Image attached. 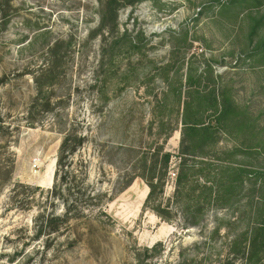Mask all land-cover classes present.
I'll use <instances>...</instances> for the list:
<instances>
[{"label": "rangeland", "instance_id": "374dc122", "mask_svg": "<svg viewBox=\"0 0 264 264\" xmlns=\"http://www.w3.org/2000/svg\"><path fill=\"white\" fill-rule=\"evenodd\" d=\"M224 1L142 0L97 33L100 0H0V264H136V251L142 264H249L232 243L255 224L258 194L244 180V190L205 203L189 225L184 193L174 196L183 159L191 163L180 154V118L172 112L176 130L165 142L156 108L172 88L185 89L191 69L205 75L209 65L253 129L224 135L206 159L264 172V5ZM72 129L85 137L73 166L102 197L46 242L35 238L33 216ZM160 145L172 155L162 218L144 206L141 177L118 191L141 174L142 153ZM201 176L189 185H202Z\"/></svg>", "mask_w": 264, "mask_h": 264}, {"label": "trees", "instance_id": "16d2710c", "mask_svg": "<svg viewBox=\"0 0 264 264\" xmlns=\"http://www.w3.org/2000/svg\"><path fill=\"white\" fill-rule=\"evenodd\" d=\"M140 1L142 0H100L97 33L116 28L119 10ZM244 4L261 7L264 0H225L221 5L230 8ZM6 23L4 19L2 26L5 27ZM113 43L118 44V40ZM3 82L4 79L0 78V83ZM218 84L209 65L205 75L191 69L185 78L184 90L180 87L172 88L170 93L164 94L157 102L156 108L160 117L158 123L161 132H165L163 140L166 142L176 130L174 126H170L171 114L176 112L181 123L180 154L191 160V163H187L184 158L181 163L174 196L176 198L184 193L186 200L183 206L190 214L187 221L189 225H196L202 215V205L210 201L228 202L239 190L245 189L243 182L248 180L250 183L247 190L251 196L258 194L256 207H250V211L255 212V224L236 235L232 244L233 248L238 246L241 249V254L249 264H264L260 257V254L264 253V172L244 164L236 167L225 164L216 166L206 159L210 147L216 145L224 135L248 133L253 129V117L234 101L227 86ZM84 141L85 137L72 129L64 134L60 142L52 187L45 191L46 200L38 203L37 213L33 216L36 239L45 237L46 242L50 241V237L59 233L64 225H69L72 220L83 217L92 207L100 205L102 195L89 191L86 188V176L80 177L73 166V157ZM251 147L255 146H247L248 149ZM164 149L163 145H160L153 151L143 152L139 162L141 174L134 173L118 190L123 191L136 177H141L148 187L144 206L160 218L163 217L160 200L164 193V179L172 157L171 153ZM246 154L249 155L250 151H246ZM195 157H201V160L197 162ZM196 166L199 168L196 169ZM198 173L202 174L203 184L189 185ZM197 190L199 191L196 194ZM45 203L50 204V210L41 206ZM58 206L61 207L60 214L57 213ZM45 247H49V244L45 243ZM154 247L155 245L146 247L143 252H153ZM141 253H135L136 264H142L144 261Z\"/></svg>", "mask_w": 264, "mask_h": 264}, {"label": "built area", "instance_id": "2783aa9c", "mask_svg": "<svg viewBox=\"0 0 264 264\" xmlns=\"http://www.w3.org/2000/svg\"><path fill=\"white\" fill-rule=\"evenodd\" d=\"M170 174H172L173 176H175V173L174 172H169Z\"/></svg>", "mask_w": 264, "mask_h": 264}]
</instances>
